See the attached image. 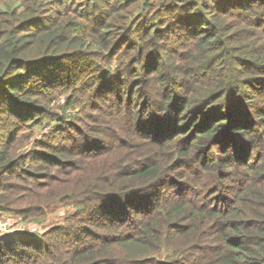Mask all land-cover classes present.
I'll use <instances>...</instances> for the list:
<instances>
[{
  "label": "trees",
  "instance_id": "1",
  "mask_svg": "<svg viewBox=\"0 0 264 264\" xmlns=\"http://www.w3.org/2000/svg\"><path fill=\"white\" fill-rule=\"evenodd\" d=\"M57 207L0 264H264V0H0V221Z\"/></svg>",
  "mask_w": 264,
  "mask_h": 264
},
{
  "label": "rangeland",
  "instance_id": "2",
  "mask_svg": "<svg viewBox=\"0 0 264 264\" xmlns=\"http://www.w3.org/2000/svg\"><path fill=\"white\" fill-rule=\"evenodd\" d=\"M65 102V99L62 98L57 105H65ZM114 159L115 158L109 159L108 161L104 162V166L107 168V171L113 168ZM64 211H66L64 207L51 209L44 220L37 222L29 221L24 223L17 215L6 216L4 219H2V221H0V232L4 231L10 232L11 234L14 233L16 238H20L22 240H32L40 243L45 232L50 231L62 223V220L65 216L63 214ZM168 253L169 252L164 249L161 252H157L156 255L159 256L161 260H164L166 259Z\"/></svg>",
  "mask_w": 264,
  "mask_h": 264
},
{
  "label": "built area",
  "instance_id": "3",
  "mask_svg": "<svg viewBox=\"0 0 264 264\" xmlns=\"http://www.w3.org/2000/svg\"><path fill=\"white\" fill-rule=\"evenodd\" d=\"M17 231H19V230H17ZM17 231H16V232H17ZM20 231H21V230H20Z\"/></svg>",
  "mask_w": 264,
  "mask_h": 264
}]
</instances>
